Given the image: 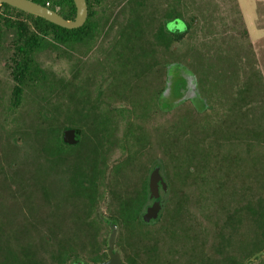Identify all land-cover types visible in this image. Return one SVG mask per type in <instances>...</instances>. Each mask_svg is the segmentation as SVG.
Wrapping results in <instances>:
<instances>
[{
  "label": "trees",
  "instance_id": "1",
  "mask_svg": "<svg viewBox=\"0 0 264 264\" xmlns=\"http://www.w3.org/2000/svg\"><path fill=\"white\" fill-rule=\"evenodd\" d=\"M32 1L68 20L77 16L74 0ZM86 1L88 20L83 27L73 30L8 4L2 5L0 54L5 55V66L14 82L10 110L15 112L20 108L27 88L45 86L47 73L39 60L41 54L49 51L71 60L76 51L91 48L115 32L109 44V57L102 61L107 80L113 81L107 88H98L94 96L91 95L92 86L86 89L79 85L72 91H67L69 86H66L73 111L55 127L50 126L49 113L42 111L48 130L40 132L39 139L44 145L63 146L62 133L71 128L80 135L78 145L68 147L73 154L83 145L94 146L91 152L96 154V146L102 142L108 154L114 148L119 149L126 158L116 165L118 180L126 175L124 169H129L130 163L144 155L145 150H151L156 132L159 143H167L170 160L168 206L155 224L147 225L138 212L143 199L128 191L116 193V225L121 229L116 246L123 253V261L126 264H166L160 251V248L163 250L160 232L147 229L160 223L175 229L183 226V197L177 196L178 191L173 192L172 183L175 189L183 190L189 178L195 176L197 167L193 163L197 161L202 185L212 186L207 194L205 192V199L212 197L208 201L211 208L214 207L208 223L215 228L218 239L213 246L215 255L212 260L208 259L202 251L205 241L198 247L196 231L191 235L193 230L185 226L182 227L183 235H179L181 229L170 233L171 242H184L192 251L190 258L197 255L201 264L250 262L255 254L264 251L263 76L255 68L250 71L244 68L243 60L233 52L224 32L217 29L214 16L208 18L205 8L200 7L201 13H188L191 11L180 0ZM235 7L242 26V39L247 40V48L252 53L254 45L248 41L250 35L237 0ZM175 19L184 20L187 30L178 33L170 29L168 23ZM172 65L186 66L196 74L200 95L206 100L208 109L199 112L192 104L184 103L175 109L166 128L160 125L157 129L154 114L161 112L159 97L166 88L167 71ZM115 67L116 72L113 71ZM158 77H161L162 88L155 95L152 85ZM99 110L101 117L97 115ZM22 139L20 134L8 135L4 149L10 144L20 145ZM11 151L5 150L6 153ZM154 165H161L160 159L154 160ZM1 170L5 180L0 189L16 192L18 188L13 189V185H20ZM76 183L74 193L78 197L73 199L81 203L85 181L80 178ZM12 197V206H16L17 198ZM1 200L0 264H67L69 253L75 263L83 259L81 239L85 230L81 214L74 218L76 232L63 239L56 252H51L55 236L52 239L50 233L45 235L44 232L35 235L38 231L33 225L19 224L17 207L10 206L13 211L5 212ZM201 229L202 232H198L205 233ZM93 233L94 246L101 249L97 243L99 232ZM88 235L91 238L92 231ZM67 240L69 252L65 246ZM104 243L106 245L108 240ZM147 243L150 244L147 246ZM89 260L98 262L97 256H90Z\"/></svg>",
  "mask_w": 264,
  "mask_h": 264
},
{
  "label": "rangeland",
  "instance_id": "2",
  "mask_svg": "<svg viewBox=\"0 0 264 264\" xmlns=\"http://www.w3.org/2000/svg\"><path fill=\"white\" fill-rule=\"evenodd\" d=\"M180 1L184 7H187L188 10L191 11L188 13H201V8H205L208 18L214 16V19L217 20V29L220 30V32L223 31L224 36L228 37L229 44L233 46V52L239 54V57L243 60L244 68L247 71L255 68L264 78V0H237L250 35L248 41L254 45L252 53H250L247 48V40L244 41L242 39V26L238 20L235 0ZM199 18L203 21L202 17ZM197 21L198 20H196V22ZM114 36L115 32L104 37L101 41L96 42L91 48L84 47L76 51L71 60H69L68 57L65 58L63 54L57 56L49 51L41 54L39 60L47 73L46 81L44 82L45 86L43 88H27L24 92L22 105L15 112L10 110L14 82L10 79L5 66L6 57L0 54V168H2L9 177L15 178L18 184L23 183L24 190H21L22 193L32 191L34 194L31 198V202L25 201L22 197L17 199L16 206H12V200L14 199H5L7 196H2L3 190L0 189V198L2 199L1 208L5 212H12L13 210L10 206L17 207L15 211L19 214V217H17L19 224L22 226L27 224L33 225L34 229L38 231L35 235H38L39 232H44L45 235L50 233L52 239H54L53 232H50L52 230L51 221H49L50 203H47L41 192L44 187L50 189L54 184L58 186V191H62L65 185L62 182L70 176V173H68L69 170H67V173L59 171L57 174L53 173L52 170L49 171L48 168L50 165L47 162L49 158L45 156V153H33L34 146L44 145L39 139V133L48 130L45 126L46 123L43 122L41 112L44 111L46 114L49 113L48 115L51 118L50 126L55 127L57 122L59 124L61 123L68 112L73 111V107H70V101L67 97L68 90L72 91L74 87L79 85L86 89L92 86L94 90L91 95L94 96L97 94L96 90L98 88L102 86L107 88L110 85V82L113 80H107L108 76H105L104 62L102 61H105V59L109 57V44ZM196 77V74L186 66L172 65L168 68L166 88L160 99L161 112H156L154 114L157 129L160 125L166 128L170 118H172L176 112L175 109L182 106L184 103L192 104L199 112L208 109L206 100L200 95ZM160 78L153 82V91L155 90L154 87L156 82H158V89L162 88ZM66 86L69 87L65 92ZM102 108H104V105ZM19 134L20 137L22 136L23 138L21 143L23 149L21 153L13 148L11 153H6L4 147L6 145L7 136H19ZM154 134L156 135L153 140H151V150H145L144 155L136 160L137 162L133 165L145 168L154 160L162 159L166 165L167 173H169L168 166L170 160L167 143L160 144L156 137L157 133L154 132ZM103 157L107 158L109 166V170L106 173V180L109 183V180H113L111 167L122 162L126 158V155L122 154V152L116 148L108 154L107 148L105 147L103 150ZM79 161L80 160L69 158V163H66L69 165L65 164V166L73 168L77 166L76 164L80 163ZM172 164H175L174 161H172ZM194 165L197 167L195 176L189 178L183 190H179V187L175 189L176 186L173 183L172 190L173 192L178 191V193H176L178 197H183V226L187 227L189 231L193 230V232L190 233L191 235L196 231L195 235L197 240L196 238H194V240L198 241V247H201V241H205V246L202 251L208 259L212 260V257L215 255L213 254V246L218 239L215 236V228L209 226L208 223V217L213 213L214 207L211 208V202L208 201L209 196L206 197L207 200L205 199V192L207 194L212 186L208 187L202 185L197 161L193 163V166ZM40 167H42L43 170ZM130 168L127 170L124 169L126 175L118 178V187L123 191L130 192V188L133 186L131 183H137L136 177H133L135 174L133 173V168L131 166ZM141 175L142 172H139L138 176H136L139 178ZM2 182H4V177L0 172V185ZM66 185H68V183ZM209 199L212 200V197ZM103 200V203L100 205L101 212L105 217H110V210L114 211V205L111 206V198H105ZM78 207L79 210L81 206L78 205ZM109 207L112 209L110 208L109 210ZM182 227L176 226L175 229V227L163 226L160 223L159 225L148 227L147 230L153 233L160 232V236L164 243H162L163 250L160 248V251H162L166 264H201L198 258L195 257L197 255H193V259L190 258V252L192 251L189 250V247L187 248L185 246L184 242H171L172 235L170 233L174 229H181L179 235H183ZM201 227L205 233L198 232H202ZM144 230H146V228H144ZM120 231L121 229L118 227L117 238ZM61 232L55 233L56 240H63L76 231L73 226V229L68 232L69 234ZM111 233V227L104 222L102 230L97 238L103 253H107V249L109 248V243L105 245L104 240L109 241ZM86 238V234L84 233L81 241L85 240L88 243V239L86 240ZM149 244L150 243H147V246ZM82 247L84 250L82 256L85 259L88 253H86L84 242ZM115 248L123 258V253L120 252V249L117 246ZM56 249L57 244L53 241L51 244V252H56ZM131 251L132 250H129L128 252ZM196 252L201 253V251ZM252 264H264V256H261L259 260L254 261Z\"/></svg>",
  "mask_w": 264,
  "mask_h": 264
},
{
  "label": "flooded vegetation",
  "instance_id": "3",
  "mask_svg": "<svg viewBox=\"0 0 264 264\" xmlns=\"http://www.w3.org/2000/svg\"><path fill=\"white\" fill-rule=\"evenodd\" d=\"M113 71L116 72V67L113 68ZM158 82H156L154 87V93L155 95L159 94L160 89L157 87ZM162 94L159 97V100L161 99ZM98 100V97H97ZM104 99H102L103 101ZM100 101V99H99ZM86 114H90L86 112ZM92 114V113H91ZM97 115H100L101 117L102 113L99 110L97 112ZM91 116V115H90ZM71 129V128H67ZM65 129V130H67ZM64 130V131H65ZM63 131V133H64ZM63 133H62V140L63 139ZM78 137L80 138V135L77 133ZM100 141H102V134L99 136ZM78 145V144H76ZM76 145H69L64 142V145H56L54 143H50L49 145H36L33 148V153H45V156L49 158L47 162L49 163L50 167L48 168L49 171L52 170L53 173L57 174L59 171H64L67 173V170H69L68 173H70L69 178L64 180L62 183L65 184L62 191H58V186L54 184L50 189L44 187L41 192L43 198L47 201V203H50V220L52 225V230L54 236H56L55 233L61 232V233H68L71 229H73L75 220L74 218L76 215L81 214L80 219H82V227L85 230L86 234V240L88 239V243L84 240V247L86 249V253L88 255L85 257H82L83 259L77 261V262H85L86 264L89 263H98V262H104L109 259V248L107 249V257H105L106 253L102 252V248L98 249L95 247L94 239L95 234L94 231L99 232L97 234V238L102 230L103 223H107L109 227L116 225V193L121 194L124 192L121 190L120 187H118V180H116V165H113L111 167V170L113 172V180L109 183L107 182V176L106 173L109 170V166L107 163V160L105 157H103V150L105 148L103 142L100 145L96 146V154H93L94 146L92 145H83L81 150H77L78 153H72V149L68 148L71 146ZM18 150V152L21 153V150L23 149V146L20 145H8L6 152H8L10 149ZM60 151V152H58ZM69 158H72L73 160H80L77 166L71 168L69 166H65V164L69 163ZM137 161H133L130 163V166L133 168V177H136L137 183H131L133 186L130 188V194L133 196L139 195L141 199H143V202L138 205L139 209V215L140 219L147 225H153L155 224L163 215V213L166 211L168 206V199L170 196V187H169V181H168V173L167 169L163 167L165 165L164 161L161 159V165H154L153 162L148 166L143 168L142 166L133 165ZM69 165V164H66ZM64 167V168H63ZM160 169V175L162 179L167 184V193L165 192L164 185L162 182H159L158 186V192H159V199H156L151 196L150 194V177L155 168ZM166 167V165H165ZM42 169V167H40ZM137 168V169H136ZM71 169V170H70ZM43 170V169H42ZM131 170V168H130ZM42 172L41 170H39ZM142 172L141 177L137 178L138 173ZM4 174L7 176L8 174ZM137 175V176H136ZM4 177V176H3ZM9 177V175H8ZM82 179L85 181V186L82 188V201L76 202L73 198L78 197L75 195V185L78 179ZM5 180V179H4ZM107 182V184H106ZM68 183V185H66ZM20 186L17 187L13 185V189L18 188V190L14 193L9 191H2V196H7L5 199H13L12 196H15V198H24L25 201H30L31 198L34 195L32 191H29L28 193H22L21 190H24L23 183L19 184ZM107 190H106V189ZM7 193V195H6ZM166 196V198H165ZM105 198H111V206L114 205V211L110 210V217H105V215L101 212V204L103 203V199ZM157 204L162 206V209L159 213V215H155L153 218L149 219L147 214L149 213V210L153 214H156L157 212ZM78 205L81 206L78 210ZM112 209V208H111ZM19 217V215L17 216ZM145 220H149L150 223H146ZM89 231H92L91 238L89 237L88 233ZM69 234V233H68ZM52 240L54 243L57 244V249L62 244L61 239L59 240ZM98 243V241H97ZM99 244V243H98ZM66 248H70L69 240L65 242ZM56 249V251H57ZM70 249H68L69 252ZM116 250V248H115ZM100 253V256L97 254ZM90 256H97L98 262H91L89 260ZM123 260V258H122ZM124 262V261H123ZM67 264H75L72 254L69 253L68 256V262Z\"/></svg>",
  "mask_w": 264,
  "mask_h": 264
},
{
  "label": "water",
  "instance_id": "4",
  "mask_svg": "<svg viewBox=\"0 0 264 264\" xmlns=\"http://www.w3.org/2000/svg\"><path fill=\"white\" fill-rule=\"evenodd\" d=\"M76 8H77V16L74 20H68L65 19L63 16H61L56 11L51 10L48 7H45L41 4H38L32 0H0V8L3 4H8L13 8L19 9L21 11H24L29 14L36 15L38 17H41L51 23H54L60 27L66 28V29H79L85 25V23L88 20L89 17V8L86 0H74ZM168 27L170 29H173L176 32H184L187 30V24L182 19H175L168 23ZM63 139L66 144L69 145H76L80 142V138L76 134L75 129H67L63 133ZM159 182H162L164 185L165 192L167 193V184L162 179L160 175V169L157 167L153 170L151 177H150V194L152 197L159 199V192H158V186ZM166 198V196H165ZM162 209V206L157 204V212L156 214H153L151 210H149V213L147 216L149 219L153 218L155 215H159L160 211ZM146 223H150L149 220H145ZM117 235H118V226L113 225L112 226V233L109 238V259L104 262H98V263H89V264H126L122 260L121 254L115 250L116 247V241H117ZM261 256H264V251L259 252L255 254L250 262L244 263V264H252L254 261L259 259ZM75 264H86L85 262H76Z\"/></svg>",
  "mask_w": 264,
  "mask_h": 264
}]
</instances>
